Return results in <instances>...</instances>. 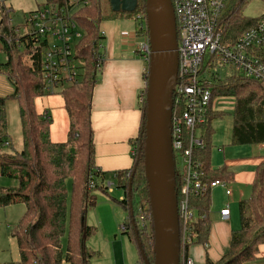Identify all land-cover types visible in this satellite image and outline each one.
<instances>
[{
  "label": "trees",
  "instance_id": "16d2710c",
  "mask_svg": "<svg viewBox=\"0 0 264 264\" xmlns=\"http://www.w3.org/2000/svg\"><path fill=\"white\" fill-rule=\"evenodd\" d=\"M67 1L45 0L43 5L61 8L67 6ZM144 1L138 0L137 8L131 14L120 12L106 16L102 13L100 0H87L88 5L73 14V20L83 32V38L76 49L77 58L84 67L80 81L69 84L56 93L62 98L69 124L66 141L59 143L50 139V119L43 118L44 115H40L35 109L36 99L49 96L44 92L42 82V50L38 39L24 33L22 25H13L10 11L0 3V50L6 57L5 62L0 64V76L14 89L12 95L0 98V176L17 183L14 187H0V208L22 204L25 209L11 233L17 243L19 261L8 264H91L92 252L87 250L85 241L92 231L85 225V215L89 208L96 206L93 191L108 194L107 184L110 181L95 166L90 121L91 91L104 61L97 64L91 62L90 58L97 50L96 45L104 38L100 34L99 24L113 21L118 15H124L133 22L136 14H141L144 18ZM251 1L226 2L219 20L223 44H233L242 33L255 27L264 18V14L256 19L243 15L242 9ZM135 33L140 35V28ZM101 49L100 45V53ZM102 56L104 57L103 54ZM142 56L146 59V85L148 58L145 54ZM214 61V57L206 56L203 72L212 68ZM205 83L211 90V105L204 125L200 126L203 147L193 150L192 159L203 174L202 181L228 183L232 180V174L226 167L218 170L211 168V122L214 119L223 120L227 116L220 110L212 109L213 101L221 97L231 98L234 102L231 145L264 144V83L246 78L231 69L226 77L214 78ZM8 99H14L19 104L22 140V149L12 153L6 151L10 146L6 136L5 106ZM139 103L141 120L138 135L131 141V148L135 151L132 166L129 170L114 175V186L124 196L122 200L113 201L127 214L121 233L137 248L139 264H143V260L137 247L138 240L147 260L152 264V223L149 221L146 228L141 227L138 213L142 209L150 214L143 158L145 88L139 95ZM179 110L174 103L172 115L179 114ZM175 158L174 153L175 189L179 204L183 176L176 167ZM188 207L196 213L197 219L189 225L191 243L186 247L185 253L195 244L207 250L211 230L210 191L191 196ZM238 215L239 228L231 233L228 253L216 262L205 257V264H246L257 258L258 248L264 244V163L256 169L249 199L239 202ZM179 226L181 228L180 220Z\"/></svg>",
  "mask_w": 264,
  "mask_h": 264
},
{
  "label": "built area",
  "instance_id": "2783aa9c",
  "mask_svg": "<svg viewBox=\"0 0 264 264\" xmlns=\"http://www.w3.org/2000/svg\"><path fill=\"white\" fill-rule=\"evenodd\" d=\"M7 1L9 0H0V3ZM227 1L171 0L176 21L179 58L173 104L180 110L179 114L172 115L171 143L173 154H176L177 168L183 176L181 200L177 203L178 220L181 223L180 264H193L187 258L185 249L191 243L189 225L195 222L197 217L196 213L189 209L188 199L211 192L213 188L226 186L222 181H202L203 174L192 159L193 150L203 147V132L200 126L204 125L211 105V90L205 83L209 80L204 76L208 69L203 72L205 58H215L213 67L223 65L246 78L264 83V18H261L255 27L242 33L233 44H223L219 20ZM87 5V0H68L66 7L53 8L43 5L23 16V32L36 37L42 50V82L44 92L48 95H54L67 85L82 79L84 65L77 58L76 47L82 40L83 33L73 20V14ZM141 17L139 28L144 30L145 27L146 30L145 17ZM100 34L104 37L103 32ZM96 48L90 61L98 64L104 61V57L99 52V43ZM139 50L148 58L147 38L139 44ZM43 118H46V115ZM134 154L135 151L132 150L131 155ZM107 186L111 187V183ZM226 194L228 195L229 191H226ZM138 213L140 226L145 227L151 221V215L142 209ZM220 215L222 218H228L229 210L223 209ZM120 229L123 230L124 227Z\"/></svg>",
  "mask_w": 264,
  "mask_h": 264
},
{
  "label": "crops",
  "instance_id": "0c3cea01",
  "mask_svg": "<svg viewBox=\"0 0 264 264\" xmlns=\"http://www.w3.org/2000/svg\"><path fill=\"white\" fill-rule=\"evenodd\" d=\"M114 27V21L111 20L99 24L100 31L104 33V38L100 43L104 62L97 72L90 97L94 162L96 168L105 173L108 180L110 177L114 178L117 172L129 170L132 166L131 141L137 137L139 132L141 120L139 95L145 88L144 73L146 70V59L139 50L141 40L135 36V29L134 31L123 30L120 33L121 36H115ZM49 96L47 101L53 98V96ZM61 103L57 107H47L48 111L43 109L39 114L46 115L50 120L51 115L54 117L57 113L62 115L64 107L63 102ZM61 117L64 119L63 124H56L53 118L49 127L50 139L54 143L65 142L68 136L69 124L66 112L65 116ZM227 136L226 145L231 142V129L227 132ZM224 146L218 147L217 151L223 153ZM236 148H240V151L236 152L237 158L231 154L232 150H227L230 152V157L223 160L220 167L216 168L211 165L213 170L226 167L232 174V180L226 183L225 187H216L210 192V195L213 194L214 197L222 194L226 203L219 208L212 220L214 226L210 230L208 249L205 250L198 244L188 248L186 256L193 264H205V257L216 262L228 253L231 233L239 228L238 204L242 200L249 199L256 169L264 163V144L237 146ZM234 189H238L240 194L236 199L238 200L236 203L238 218L236 227L229 225L232 208L230 209V204L227 203L228 200L234 199ZM226 191H229L228 195ZM223 209L229 210L228 218L221 217L220 212ZM96 215V212L92 214L94 217ZM103 224L104 221L101 218H93L89 221L85 217V225L92 231L87 240L93 239L97 234L104 235L103 239L114 235H110L112 231L110 232V229L105 228ZM98 227L102 229V232H99ZM124 238L127 245L135 247L126 236ZM120 242L122 244L123 240L121 239ZM92 245H95V242H92ZM135 249L137 259L131 257L126 262L123 257L120 260L116 252H113L109 264H139L138 251L136 247ZM89 250L92 252L91 264H98L92 261L99 257L101 252ZM246 264H264V244L259 246L257 258Z\"/></svg>",
  "mask_w": 264,
  "mask_h": 264
},
{
  "label": "rangeland",
  "instance_id": "374dc122",
  "mask_svg": "<svg viewBox=\"0 0 264 264\" xmlns=\"http://www.w3.org/2000/svg\"><path fill=\"white\" fill-rule=\"evenodd\" d=\"M45 0H9L4 3L5 7L10 10V19L13 25H21L23 23V16L29 12H33L38 10L44 4ZM100 5L102 9V13L106 16L114 13L111 10L109 0H100ZM242 13L245 17L256 19L264 14V1L262 0H252L249 2L243 9ZM131 14V13H130ZM120 16V17H118ZM117 18L113 19L114 21V30L115 36H121V32L125 31H134L137 32L139 30V24L142 22L141 14L134 15L135 22L132 20H128L124 15H118ZM140 35L135 33V36L140 37L141 42L147 35H145V27L144 30H140ZM82 32V31H81ZM83 33V32H82ZM143 38V39H142ZM6 60L5 55L0 50V64L4 63ZM229 75V70L223 65H219L217 67L209 68L204 76L209 80H213L214 78H224ZM14 92L13 86L2 76H0V98H7L12 95ZM52 99L47 101V97L44 96L35 100V109L37 113H40L43 109H47V107H57L59 104H62V98L59 94L51 95ZM234 102L231 98H216L213 101L212 107L214 110H220L224 112L227 116L223 119H214L211 122V126L213 129L212 140H211V165L214 167H220L223 163V160H227L230 157V152L227 150H232L231 154L235 155L237 158L236 152L240 151V148H236L237 146H233L230 143H225L228 138L227 132L231 129V117L233 111ZM6 118H7V128H6V136L9 139L10 146L6 149L7 152H19L22 149V140H21V128L19 122V104L14 99H8L6 101ZM62 109V115L65 116V111ZM61 114L57 113L51 115V122L54 121L56 124H63V117ZM226 132V136H225ZM51 137V136H50ZM53 137V136H52ZM54 140V137L52 138ZM225 145V146H224ZM224 146V151L218 152L217 149L222 148ZM234 148V149H233ZM180 164V162H178ZM177 167V165H176ZM111 183V187L109 186L108 194L101 193L99 190H94V194L96 195V207L89 208L86 212V219L89 221L94 219H102L104 221L103 226L105 228L110 229V237L103 239L104 235L97 234L93 239H88L85 246L87 250L93 249L101 252L99 257L93 259V263L98 264H109L111 260L112 253L116 252L119 256V259L122 260V257L126 262H128L129 258L133 257L137 259L136 249L133 245H127V241L124 236L121 234L122 230L120 229L125 223L127 219V214L122 209L121 206L116 204L113 200H122L123 192L118 190L114 186V178L109 179ZM17 183L15 180L2 178L0 176V187H14ZM235 197L232 200H228L227 203L230 204V209L232 208V217L229 221V225L232 227H236L238 224L237 220V205L236 203L239 198L238 189H234ZM211 198V210H210V220H211V229L214 226L213 219L215 218V214L218 212L219 208H221L226 202L224 200V196L222 194L214 197L213 194L210 195ZM242 199V197H241ZM216 209V210H215ZM24 206L22 204L10 205L6 208H0V264H8V263H16L19 261V253L17 248L16 240L12 237L11 233L18 224V221L24 214ZM144 211V210H143ZM96 212V216H92ZM98 216V217H97ZM146 228V226L144 227ZM99 229V232H102V229ZM148 230V229H147ZM114 231V232H113ZM123 240L121 244L120 240ZM108 241V242H107ZM113 241V243H111ZM115 241V243H114ZM92 242H95V245H92ZM65 241L63 240L62 248L64 251ZM130 251V252H129ZM122 253V255H121ZM66 264V263H62Z\"/></svg>",
  "mask_w": 264,
  "mask_h": 264
},
{
  "label": "water",
  "instance_id": "95a60500",
  "mask_svg": "<svg viewBox=\"0 0 264 264\" xmlns=\"http://www.w3.org/2000/svg\"><path fill=\"white\" fill-rule=\"evenodd\" d=\"M109 2L114 13H133L138 5V0ZM144 13L149 55L143 158L153 234L152 264H180V228L171 143L173 89L179 65L176 21L171 0H145ZM129 214L132 217L131 210ZM137 247L143 264H150L139 240Z\"/></svg>",
  "mask_w": 264,
  "mask_h": 264
}]
</instances>
